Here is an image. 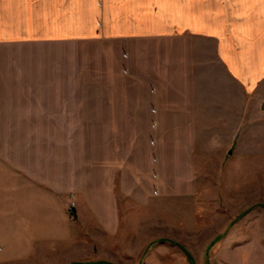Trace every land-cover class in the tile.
Listing matches in <instances>:
<instances>
[{
  "label": "crops",
  "instance_id": "obj_1",
  "mask_svg": "<svg viewBox=\"0 0 264 264\" xmlns=\"http://www.w3.org/2000/svg\"><path fill=\"white\" fill-rule=\"evenodd\" d=\"M262 88L264 0H0V244H82L74 197L114 254L86 261L138 264L151 219L120 239L118 198L198 172L197 133L237 139Z\"/></svg>",
  "mask_w": 264,
  "mask_h": 264
},
{
  "label": "rangeland",
  "instance_id": "obj_2",
  "mask_svg": "<svg viewBox=\"0 0 264 264\" xmlns=\"http://www.w3.org/2000/svg\"><path fill=\"white\" fill-rule=\"evenodd\" d=\"M261 91L258 97L246 93L245 122L234 141L226 142L229 134L222 132L209 147L205 134L197 133L198 172L176 174L160 192L153 188V200L142 207L118 198L120 239L140 224L125 221L126 212H143L151 219L150 243L138 264H264V88ZM218 143L224 147H216ZM68 209L77 211L74 220L84 231L82 244L65 248L54 243L33 253L7 252L0 244V264L110 261L114 254L107 242L104 252L94 248L99 228L92 206L86 202L71 208L69 202Z\"/></svg>",
  "mask_w": 264,
  "mask_h": 264
},
{
  "label": "trees",
  "instance_id": "obj_3",
  "mask_svg": "<svg viewBox=\"0 0 264 264\" xmlns=\"http://www.w3.org/2000/svg\"><path fill=\"white\" fill-rule=\"evenodd\" d=\"M72 215H74V217H75V210H73ZM91 263H92V261L81 262V264H91Z\"/></svg>",
  "mask_w": 264,
  "mask_h": 264
},
{
  "label": "built area",
  "instance_id": "obj_4",
  "mask_svg": "<svg viewBox=\"0 0 264 264\" xmlns=\"http://www.w3.org/2000/svg\"><path fill=\"white\" fill-rule=\"evenodd\" d=\"M76 202L74 200L70 201V207L72 208L73 206H75Z\"/></svg>",
  "mask_w": 264,
  "mask_h": 264
}]
</instances>
